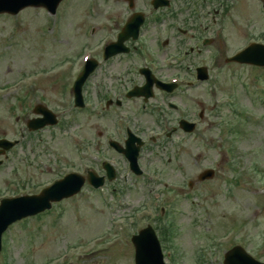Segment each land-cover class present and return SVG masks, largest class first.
<instances>
[{
	"label": "rangeland",
	"instance_id": "374dc122",
	"mask_svg": "<svg viewBox=\"0 0 264 264\" xmlns=\"http://www.w3.org/2000/svg\"><path fill=\"white\" fill-rule=\"evenodd\" d=\"M251 6L253 10L250 17L249 15L246 17L244 13H239L236 17L238 35L232 33V36L238 38L232 41L230 39L231 42L226 41L224 48L222 47L225 53L237 52L243 42L249 38H258L264 42V13L260 12L261 3L253 2ZM46 22L47 16L40 10H28L17 17L6 15L0 17V86L13 83L17 76L18 79H22L28 75L26 85L20 90H29L33 93L36 86L43 89L47 95L50 93L47 91H59L60 86L58 88L47 86V83L55 84L57 80L42 81L40 75L45 78L47 73L53 70L48 68L53 62H81L84 52L91 50V40L86 36L66 35L64 37L68 42L65 45L62 34H44L43 25ZM220 72L218 76L224 79L220 83H215V86L211 84L207 88L205 99L199 96V90H194L192 94L195 100L188 101L190 106L200 107L197 104L201 101L200 98L203 101L207 100L210 107L207 106L209 111L206 109L205 118L197 131L191 136L180 135L177 143L174 144L175 161L183 157L188 160L174 167V177L171 175V168L167 165V160L173 152L160 151L158 155L145 152L143 156L147 171L162 169L165 177L174 180L178 185H185L190 179L196 180L198 174L206 167L216 169L214 180L198 185L194 190L187 188L178 196L176 219L179 223L177 230L179 235L175 234L174 242L185 254L188 264H198L197 253L204 249H206L205 253L213 254L217 259L212 264H222L223 250L237 243L252 248L254 255L264 260V191L261 190L264 184L252 183L255 178L252 168L257 165L259 171L264 173V100H261L264 98L262 94L264 83L261 81L264 69L236 64L225 69L223 73ZM257 77L259 79L255 83L253 80ZM252 88L253 96H249L248 92ZM21 96L20 91L18 97ZM231 96L233 101L236 97L240 103L237 109L246 113L249 111L256 120L253 122L246 120L242 124L244 118H238L239 115L228 106ZM29 98L36 103L37 97ZM50 98L55 109L59 111L68 101V99L56 98L53 93H50ZM215 103L221 107L214 109ZM10 106H17L15 98L1 99L0 109ZM0 112L3 116L9 117L4 110ZM65 117L69 122L71 115L66 114ZM2 121L4 123L0 124V134L7 130L12 135L13 119L7 118ZM229 124L240 125L242 135L235 137L234 140L223 137L226 125ZM75 126L76 133L89 127L78 116L75 119ZM108 126L106 118L98 121V127L104 134L107 133ZM58 135L67 138V131L58 129ZM49 146L51 167L54 170L51 174L53 179L56 177L54 163L61 166L60 173L63 167L68 169L75 164L76 147L69 141L62 142L61 137L51 141ZM227 149H234V154H228ZM1 171L6 172V169ZM4 179L6 180L7 177ZM139 182L145 186L141 191L131 190L124 195H107L108 204H103L105 199L103 194L93 193L86 187L87 189L82 190L74 198L55 206L48 218L49 220L59 218L56 223L59 231L54 232L51 227L52 241L55 243L51 244L50 250L56 248L65 252L73 247L75 251L94 254L96 253L94 250L102 246L100 242H93L99 234L106 233L117 240L118 235L122 233L119 232L122 226L123 229L133 232L136 228L135 213L141 209L142 203L153 204L156 197L154 194L156 190H146V180L139 179ZM155 187L160 188L159 185ZM124 200L130 202V207L124 206ZM224 216L227 220L222 218ZM122 219L126 221L125 224L120 223ZM78 230H81V233L74 234ZM70 233L72 236L69 235ZM212 235L217 237L216 245L213 243ZM76 243L78 244L74 245ZM125 248L123 241L113 246L106 245L105 252L108 254L96 253L94 261L96 264H128V260L122 258Z\"/></svg>",
	"mask_w": 264,
	"mask_h": 264
},
{
	"label": "flooded vegetation",
	"instance_id": "af4514ba",
	"mask_svg": "<svg viewBox=\"0 0 264 264\" xmlns=\"http://www.w3.org/2000/svg\"><path fill=\"white\" fill-rule=\"evenodd\" d=\"M252 1L64 0V17L80 18L76 32L87 33L89 30L96 37L95 57L98 61L97 68L83 86L86 106L90 100L96 106L86 113L82 110L87 107L75 111L89 127L83 129L81 138L69 140L76 141L81 152L97 151L100 142L94 135H102L97 132L98 121L106 118L112 130L120 131L114 139L122 145L130 131L143 138L147 132L156 131L155 134H148L151 141L148 145H155L163 138L158 131L165 129L171 131L167 137L173 143L174 129L181 119L175 122L174 113L180 112V106L188 105V92L200 84L203 86L196 81V69L204 64L198 63L194 68V62H211V47L222 40L226 32L232 31L228 28L229 24L235 25L231 16L236 4ZM123 32L130 36L121 47L128 48L129 52L105 61L104 46L99 48L103 34L107 35L109 45L117 42ZM135 34L138 36L134 37ZM211 36H214L213 41L209 40ZM214 62H221L219 56L215 55ZM82 68L80 65L79 72ZM79 72L60 76L69 88L62 93L72 95V86ZM177 78L180 82L174 89ZM170 82V88L173 87L170 91L160 89L158 83ZM200 93L203 94L204 90ZM34 118H37L34 107L29 108L27 116L17 118L21 125L18 133L20 140H15L19 141V145L6 155V159H13L11 182L16 195L37 194L50 185V166L45 161L49 151L47 141L35 138L50 127L37 132L27 130L28 121ZM67 140L61 138L62 142ZM111 151L113 158L124 159L115 150ZM168 162L174 169V154ZM116 174L120 172L117 170ZM34 222L28 218L18 220L5 231L0 227V264L52 263L51 252L45 250L47 241H36V232L41 233L45 226L36 230ZM37 222L46 223L49 227L51 220ZM92 263L96 264L91 260L89 264Z\"/></svg>",
	"mask_w": 264,
	"mask_h": 264
},
{
	"label": "water",
	"instance_id": "95a60500",
	"mask_svg": "<svg viewBox=\"0 0 264 264\" xmlns=\"http://www.w3.org/2000/svg\"><path fill=\"white\" fill-rule=\"evenodd\" d=\"M4 0H0V8L2 7ZM235 59L239 61H244L247 63H253L256 65H264V47L262 46H252V48H248L244 52L240 53ZM69 195L59 194L58 192L50 193V199L59 200L62 197H67ZM47 199H45L46 201ZM240 259L239 261H242Z\"/></svg>",
	"mask_w": 264,
	"mask_h": 264
}]
</instances>
